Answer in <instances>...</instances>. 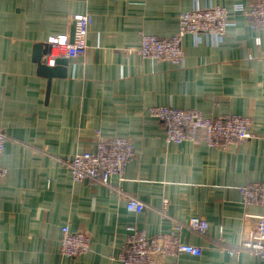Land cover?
<instances>
[{
  "label": "crops",
  "instance_id": "crops-1",
  "mask_svg": "<svg viewBox=\"0 0 264 264\" xmlns=\"http://www.w3.org/2000/svg\"><path fill=\"white\" fill-rule=\"evenodd\" d=\"M236 3L249 0H0V127L9 136L0 264H120L133 228L153 238L192 217L210 223L208 235L184 229L178 239L200 246L202 255L155 258V264H264L246 251L229 254L264 216V205L244 206L239 192L264 183V30L239 15L222 38L186 36L180 66L132 51L141 34L173 36L183 12ZM77 14L92 16L87 52L68 61L67 77L49 87L38 75L34 47L73 36ZM153 106L245 116L252 137L225 148L210 147L201 136L167 144L165 126L149 116ZM96 131L134 143L126 180L112 181L120 193L73 181L60 162L95 149ZM128 196L145 210L129 211ZM63 226L85 232L91 252L63 257Z\"/></svg>",
  "mask_w": 264,
  "mask_h": 264
},
{
  "label": "built area",
  "instance_id": "built-area-1",
  "mask_svg": "<svg viewBox=\"0 0 264 264\" xmlns=\"http://www.w3.org/2000/svg\"><path fill=\"white\" fill-rule=\"evenodd\" d=\"M243 16L253 29L264 30V0H249V4L236 3L231 8L211 5L206 8L194 7L179 16L178 30L169 38H159L141 34L140 45L132 50L144 59L164 60L174 66L183 62L184 38L189 35L206 34L222 38L235 24L237 16ZM73 36L59 35L48 40L50 52L43 63L55 67L57 59L75 60L85 55L87 38L92 25L91 14H77L73 17ZM257 44L260 39L257 38ZM149 116L159 120L166 128L165 142L180 145L201 136L210 147L225 148L240 144L252 137L251 120L241 115H227L221 118L205 116L194 109H177L171 106H153ZM96 147L93 150L75 153L60 160L75 182L91 181L121 192L120 185H112L114 178L121 184L135 155L134 143L126 136L107 138L96 131ZM7 132L0 127V183L6 176L2 158L8 142ZM244 206L264 205V183H249L239 188ZM126 206L129 211L142 213L146 206L138 198L128 196ZM188 229L206 237L210 223L201 217H192L187 222H174L169 233L148 238L144 232L132 229L127 242L122 247L120 264H155V258H177L181 254L200 257V246L178 239L179 234ZM91 238L85 232L72 231L68 226L61 228L59 253L63 257L77 258L90 253ZM246 251L264 261V216L258 218L255 228L239 244L231 246L230 256L237 257Z\"/></svg>",
  "mask_w": 264,
  "mask_h": 264
},
{
  "label": "water",
  "instance_id": "water-1",
  "mask_svg": "<svg viewBox=\"0 0 264 264\" xmlns=\"http://www.w3.org/2000/svg\"><path fill=\"white\" fill-rule=\"evenodd\" d=\"M35 55L33 61L38 65V75L48 79V86L50 87L51 81L54 78H65L67 77V66L68 60L61 58L57 59L55 67L46 66L43 61V55H48L50 52V45H36L34 47Z\"/></svg>",
  "mask_w": 264,
  "mask_h": 264
},
{
  "label": "rangeland",
  "instance_id": "rangeland-1",
  "mask_svg": "<svg viewBox=\"0 0 264 264\" xmlns=\"http://www.w3.org/2000/svg\"><path fill=\"white\" fill-rule=\"evenodd\" d=\"M162 61H164V60H162Z\"/></svg>",
  "mask_w": 264,
  "mask_h": 264
}]
</instances>
